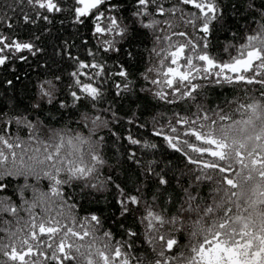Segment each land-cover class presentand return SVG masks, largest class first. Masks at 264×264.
I'll return each instance as SVG.
<instances>
[{
	"label": "snow or ice",
	"instance_id": "snow-or-ice-1",
	"mask_svg": "<svg viewBox=\"0 0 264 264\" xmlns=\"http://www.w3.org/2000/svg\"><path fill=\"white\" fill-rule=\"evenodd\" d=\"M228 7L5 0L0 68L33 57L44 74L0 113V264H264V0L231 5L244 24L218 44ZM105 191L131 225L84 208Z\"/></svg>",
	"mask_w": 264,
	"mask_h": 264
},
{
	"label": "trees",
	"instance_id": "trees-1",
	"mask_svg": "<svg viewBox=\"0 0 264 264\" xmlns=\"http://www.w3.org/2000/svg\"><path fill=\"white\" fill-rule=\"evenodd\" d=\"M8 2H10V0H8ZM239 2L243 3L244 0H239ZM4 3L5 0H0V12H2ZM236 3L237 0H225V4L229 5L226 11V18L228 20V24L231 31L227 35H225L223 30L217 32L215 34L214 41L218 44H223L226 39L231 38V32L237 31V28L235 27L236 25L244 24L243 19H241L239 16H234L233 14V9L231 5ZM241 15H243V13H241ZM22 30L24 32L28 31L26 28ZM33 31H35V29H33ZM72 33L73 29L67 19H65V23L63 25L59 24L58 20L55 21L51 35L45 34L44 37L47 45L44 59H47V57L52 54V45L57 42V35H59L61 39H67ZM127 47L128 46L126 45V51ZM134 47L137 50H141L143 48V45H134ZM25 55L28 54L25 53ZM130 62L135 65L137 63V60L132 59ZM37 64H39L40 67H37ZM15 65L16 67L14 73L11 68L9 69V72H5L4 69L0 68V113L15 115L16 113L13 111L14 108H23V106L27 103V101L33 94L34 83L37 82L38 77L42 78L44 74L42 71L43 59L37 60L33 57H29L25 61H20L19 59H17L15 60ZM140 70H142V68ZM16 77H19V80H17ZM5 79L13 80V86H9L8 84L4 83ZM216 92L220 93L222 96L229 94L228 90L217 89ZM215 94L216 93H214L213 96H215ZM123 107L126 110L128 105L126 103H123ZM127 129L128 125L122 124L120 127L117 128V131H125ZM131 130L134 132L137 131V129L135 128H132ZM144 134L147 135V133ZM121 145H123V147ZM108 147L110 151L107 154L113 164L124 160V153L127 147L126 141L114 138L108 142ZM157 160L160 163L161 168H163L165 166V154H158ZM123 167L127 168V165H123ZM117 175L123 178V171H118ZM84 208L100 209L105 215V217H107L109 220L108 226L112 227L114 231H119L118 224L120 222H124L127 225H131L133 223V219L131 216H129L126 221L120 220L117 211V205L115 203L113 195L107 191L103 193H93V195L85 201ZM113 216H115L114 220Z\"/></svg>",
	"mask_w": 264,
	"mask_h": 264
}]
</instances>
